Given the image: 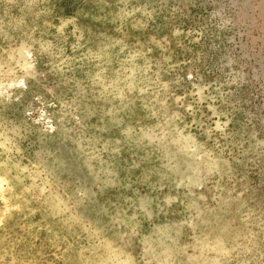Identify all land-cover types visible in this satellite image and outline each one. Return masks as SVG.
Wrapping results in <instances>:
<instances>
[{"label": "rangeland", "instance_id": "1", "mask_svg": "<svg viewBox=\"0 0 264 264\" xmlns=\"http://www.w3.org/2000/svg\"><path fill=\"white\" fill-rule=\"evenodd\" d=\"M0 264H264V0H0Z\"/></svg>", "mask_w": 264, "mask_h": 264}]
</instances>
